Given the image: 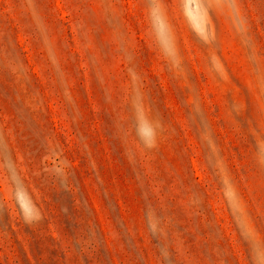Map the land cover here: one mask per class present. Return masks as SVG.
I'll use <instances>...</instances> for the list:
<instances>
[{
  "label": "rangeland",
  "instance_id": "rangeland-1",
  "mask_svg": "<svg viewBox=\"0 0 264 264\" xmlns=\"http://www.w3.org/2000/svg\"><path fill=\"white\" fill-rule=\"evenodd\" d=\"M0 264H264V0H0Z\"/></svg>",
  "mask_w": 264,
  "mask_h": 264
}]
</instances>
